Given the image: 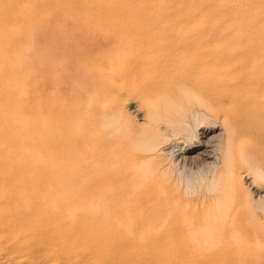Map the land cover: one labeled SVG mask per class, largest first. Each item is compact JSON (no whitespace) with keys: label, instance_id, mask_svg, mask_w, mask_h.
<instances>
[{"label":"bare ground","instance_id":"6f19581e","mask_svg":"<svg viewBox=\"0 0 264 264\" xmlns=\"http://www.w3.org/2000/svg\"><path fill=\"white\" fill-rule=\"evenodd\" d=\"M175 6L173 27L168 31L162 29L164 31L156 35L153 30H146L144 37L147 44L144 43L146 48L143 47L147 52L146 57L129 71L130 80H134L142 72L157 75V81L152 88L147 89L146 94L151 99L150 95L162 90L161 95H165V100L160 103L149 99L147 107L140 97L127 103L128 108L139 116L141 123H145H137L142 126L140 132L135 135V142L143 144L141 151L146 154L142 159L131 155L136 158L133 159L135 169L128 178L123 174L122 168L118 167L119 164L116 175H109L107 172L103 174L102 169L100 170L106 163L108 167H114L116 164V156H113L112 152L116 144L110 141L112 138L108 139L109 135L105 138L107 135L102 133L99 137L94 128L99 127L98 129L106 132L103 129L111 128V125L127 123L129 116L124 110L123 98L126 93L119 85L106 83L101 79L111 63L98 55L97 50L98 47L101 49L105 46L103 50L113 53L117 47L111 40L119 41L126 37L134 39L139 31L133 29L127 34V30L118 29L113 36L98 37L94 31H97L99 26L94 24H85L86 29L82 28L83 30H63L57 27L51 31L50 51L53 49L57 60L63 56V66L69 62V58L65 57L68 55L66 52L59 53V47H62L63 52L64 47L76 48L78 45L76 50H80L82 58L93 60L85 64L84 74L78 70L79 76L83 74L79 89H94L97 102L103 107L111 103L114 108L112 112L109 109L103 111L104 108L98 103L103 113L100 110V115L97 113L95 117L91 116L95 120L91 119L92 123L72 119L70 121L67 120V114L58 115L53 128L48 120L44 121L43 117H40L35 135L40 146L39 155L35 157L34 153L30 154L28 149L26 150L32 159L36 158L34 170L27 167L31 172L25 170L23 161L18 158V135L21 133L18 134V123L24 126L28 124L26 120V123L23 121V117L18 116V87L10 89L7 78L0 79V264H264V223L244 216L249 212L247 207L250 205L245 204L247 212H242L243 218V210L239 209L238 203L234 205L233 201H230L227 205L221 204L223 200L221 199L220 203L216 190V194L211 196L213 201L216 200L213 205H208L209 207L199 212L196 209L197 214L187 216L185 211L189 206L184 209L183 202H180L181 197L175 195L174 189L177 185L165 176L170 173L169 165L164 166L162 157H159L161 152L158 153L160 150L169 151V155L173 156V165L179 173L186 165L188 168L194 161L193 158L199 159L202 165L212 168L210 172L213 180L223 179L224 187L229 190L227 193H230L228 197H231V194L233 198L241 195L247 202L248 191L244 188V183L250 181L254 185L255 179L250 178L236 165L239 162H234L231 145L237 137L242 136L251 143L252 150L264 156V0H179ZM15 8L12 7V10ZM15 10L12 14L17 16L18 12L14 13ZM5 37L7 36L4 35ZM2 41L0 40L1 43ZM89 45L98 47L93 51L88 48ZM1 55L3 57V54ZM2 61L4 64L2 62L0 65H5L6 62ZM61 70L63 75L66 69ZM72 76L74 77L73 73ZM93 100L95 102L96 99ZM195 105L214 115L220 124L208 131H201L202 138L196 140L194 149L187 150L173 143L166 146V141L173 132L187 130L183 119L188 115L186 111H190ZM162 108H165L166 112L163 111V115H160ZM91 112L94 114L95 110ZM105 115H110L113 124L111 121H101L103 119L98 122V119L104 118ZM18 117L21 122H18ZM162 122L172 124L170 126L173 129L169 131L161 126ZM121 125L116 131L121 132ZM62 126L76 129V142L84 143L86 149L92 150L93 156H89L92 160L102 159V162L92 164L97 171L91 178L67 171L69 160L66 163L50 160L52 154L56 155L60 149L68 148L67 142L64 143L68 137L58 143V138L52 142L53 136H50ZM126 130L128 132L129 127ZM126 130L122 132L125 133ZM114 135H117V132ZM118 135L119 139H123L120 133ZM30 137L26 140H30ZM56 137L58 136L55 135ZM23 139L22 141H25ZM36 140L31 139L29 142ZM20 145L19 147H22ZM33 145L31 144L32 147ZM72 146L74 144L70 147ZM159 146L163 148L160 149ZM75 147L74 150L72 148L73 153H77L81 146ZM71 148L67 151L73 155ZM31 150L34 151L33 148ZM26 151L24 150L25 153ZM132 151L130 153L136 152ZM68 152H65L67 156ZM192 152L195 155H191ZM25 153L22 152V156H25ZM240 153L244 154L241 151ZM118 161H122V158ZM243 162L245 163V160ZM259 164L257 159L252 160L251 168L264 180V168ZM162 176H165L164 182L160 178ZM128 180L136 181L138 185L124 186ZM157 182L165 184L166 189L163 192L161 186H155ZM106 183H114L115 186L102 188L101 185ZM80 184L84 186L83 190H73ZM258 187L256 186L255 191L261 192ZM219 191L221 193V190ZM224 195L222 198H226ZM162 197L165 198L164 201ZM253 210L250 212L253 213Z\"/></svg>","mask_w":264,"mask_h":264},{"label":"rangeland","instance_id":"374dc122","mask_svg":"<svg viewBox=\"0 0 264 264\" xmlns=\"http://www.w3.org/2000/svg\"><path fill=\"white\" fill-rule=\"evenodd\" d=\"M12 1L14 2V0H0V6H2V8L0 7V9L2 11V12H0V14H1L0 15V32L3 33L2 35L0 34V40L4 41V43H3V41H2V43L0 42V55L3 54L4 59H3L2 55L0 57H2L1 59L6 62L5 65H0V79H2V78L6 79L7 78L6 80H7L8 84L10 85V89H15L16 87H18V116L21 118L23 117V121L25 122V120H26V122L28 123L27 125L25 124V126L22 123H18V134L20 132L23 133L22 136H20L21 133L18 135V142H19L18 150L20 152L18 154V158L21 159L20 160L21 162L23 161L22 163L25 166V170L27 169V167H29V168L31 167L30 169L34 168V164L36 161L34 159H36V158L33 157V159H32V156L30 154L34 153L35 157H38V155H39L38 154V147H40V146L38 145L39 143L37 142L35 135H36V127L40 123V120H39L40 117H43L44 121L48 120L51 128H53L55 126L56 117H58V115L62 116L63 114H67V116H68L67 120H70V121L72 119V121L76 120V121H83L85 123H92L91 119H93V121H95V120L91 116L95 117L97 115L98 111L100 112V110H101V107H99L101 104L99 102H97V96H96L94 89H90V88L87 90L79 89V86L83 81L82 76L84 74L83 70H84L85 64L90 63L93 60L87 59V58L86 59L82 58L80 50H79V52H78V49L76 50V48L79 47L78 45L76 46V48H75V46H73L72 47L73 50H70V49H72L71 46H69L70 48L64 47L65 50L63 52H62V50H63L62 47H59L60 52L59 51L58 52L63 53V54L66 52L68 55L65 57L67 59L69 58L68 59L69 62H67L66 65L63 66V63H62L63 56H60L62 54H59L60 58H62V59H60L58 57L59 60H57V59H55L53 49L50 51L49 44L51 42L50 41L51 31L57 27L62 28L63 30L64 29L68 30L69 28L70 29H82V28L86 29L85 24H94V25L99 26L96 29L97 31H94V33L96 35H98V37H101L103 35L113 36L114 32H116V30H118V29H123V31L127 30L128 31V32L126 31L127 34L131 33V30H133V29L140 32V33L136 34V38H134V39L126 37V38H122L119 41L118 40L115 41L114 39H113V41L111 40L112 44L116 45V47H117L113 53H111L107 50H103L105 46L101 47V49L98 46L95 47V45H89L88 46V48L90 50H93V49L96 50L98 47V50H97V51H99L98 55H100L103 58L105 57L107 62L111 63V64H109L110 68L108 69V71H105L103 73V75L101 76V79L103 82H106V83L113 82L114 84L119 85V87H121V90L126 93V94L124 93L125 96L123 95L124 96L123 102L125 104L124 110H125L126 114L129 116L127 123L126 122L121 123L124 125H121V124H114L115 126L111 125V128L107 127L105 129H103L106 132H103L101 128L98 129L99 127H97L98 131L96 128H94V132L96 131L99 137H101L102 133L107 135V136H105V138H107L109 135L108 139L112 138V140L110 139V141L112 143L116 144V146L112 149V152L114 154L113 156H116L115 157V161H116L115 163L116 164L114 165V167H111V165H109V167H108V165L106 163L104 165V168H100V170L102 169L103 174L104 173L106 174V172H107V173H109V175H111V174L116 175V173H118V170H116V168H117V165L119 164L118 167L120 166L122 168V171H124L123 174L125 176H127V178L130 177L132 175L131 172H133L135 169L134 168L135 162L133 163V161H134L133 159L141 158L144 155H146V154L142 153V151H141L143 144L135 142L136 133L138 131L140 132V126L144 125L145 123H141L142 121H140L139 116L135 115L134 112L131 111V108H128L129 106L127 105V103H129V101H132L133 99L136 100L138 97H140L141 100L144 101L145 106L147 107V103H149L148 101L150 99L148 94H146L148 92L147 89L152 88L155 81H157L158 77H157V75H153V74H150L148 72H142L141 74L136 76V78H134V80H130L131 76L129 74V71H131V69L137 63H139L141 60H144V57H146L147 52H146V50H144L146 48L145 45L147 44L145 42V37H144V36H146L145 31L149 30L152 32V30H153L154 34L156 35V34H160L161 31L163 32L166 29L168 31L173 27L174 24L172 23L173 22L172 16H175V13H176V11H175L176 6L175 5L177 4V2L179 0H15L14 3ZM242 1H244V0H236V2H242ZM11 5H13V6H11ZM12 7L13 8L16 7V8H18V10H15L16 8L12 10ZM14 10H15L14 13L18 12L17 16L12 14V12ZM4 11H6V12H4ZM15 17H17V18H15ZM162 29H164V30H162ZM141 32H142V34H141ZM4 35L7 37L9 36V38H7V37L4 38ZM14 37H15V39H12ZM46 38H48V39H46ZM39 39H41V40H39ZM114 41H115V43H114ZM9 43L11 44L12 47L8 46ZM144 43H146V44L144 45ZM90 46H91V48H90ZM137 46H139V48ZM143 47H145V48H143ZM95 50H93V51H95ZM117 51H118L119 55L117 54ZM69 52H70V54H69ZM14 54H15V56H14ZM115 54H117L118 57ZM39 55H40V57H39ZM70 55H72V56H70ZM114 56H115V58H114ZM13 57H15L14 58L15 60L13 59ZM8 58H12L13 60L11 61V59H8ZM7 59H8V61H6ZM2 60L0 61V64L3 62ZM3 64H4V62H3ZM77 64L80 65L81 67H78ZM82 64H84V65H82ZM6 66L9 69L5 68ZM13 67H14V69L17 68L16 70H18V71L12 69ZM50 67L55 72H53V70L50 69ZM69 68H71V69H69ZM5 69H7V70L12 69V70L7 72V70H5ZM43 69H45V70H43ZM61 69H64V71L66 69V72H69V73L65 72L62 75V72L60 73ZM74 69H75V71H74ZM67 70H69V71H67ZM78 70L81 71V73H83V74H81L79 76ZM70 71L71 72L73 71L72 73H73L74 77L72 76V73H70ZM53 74L54 75L57 74L58 76L57 75L53 76ZM17 75H18V77H17ZM64 75H66V77ZM68 75H69V77H68ZM61 76H63V77H61ZM76 76H79V77H76ZM116 81H118V82H116ZM39 84H40V86H38ZM143 92H145V93L143 94ZM78 93H79V96H78ZM75 94H77V95H75ZM161 94H163L162 90L154 92V94L150 95V97H151L152 101L154 100L156 102L161 103L162 100H165V98H164L165 95H161ZM41 97H42V99H39ZM153 97L155 99H153ZM93 98L96 99L95 102H94ZM140 98H138V99H140ZM125 99H127V100H125ZM151 99H150V101H151ZM93 102L95 105L93 104ZM89 103H90V106H89ZM39 105H40V107H39ZM92 105L94 108L91 107ZM110 106H112V107H110ZM103 108H104L103 111L111 110V112H112L114 107L110 103L106 107L102 106V109ZM93 109L95 110L94 114H93V112H91V111H93ZM201 109H204V108L199 106V105H195V106L191 107L190 111H186V113L188 115L186 114L187 116H184L183 121L185 123V127L187 128V130L182 131V132H173L172 135L168 137V140L166 141V143H168V144H166V146H168L169 144L172 145V143H173L174 145L178 144L180 147L186 148L187 150H190L191 148L194 149V143L196 144V140L198 138L200 139V137L202 138L201 133H200L201 131L202 132L208 131L211 127L218 126L220 124L219 120L214 115L210 114L205 109L204 110H201ZM193 110H194V112H192ZM103 111L101 110L102 113H103ZM163 111L166 112V109L165 108L160 109V115H163ZM111 112H109V113H111ZM100 113H98V115H100ZM190 113L192 115V118H191ZM208 115H210V116H208ZM107 116H109V117H107ZM203 116H204V118L201 119L200 117H203ZM89 117H91V118L89 119ZM97 118H99V117H97ZM104 118H102V117L99 118L98 122L100 119H103L101 121H107V122L111 121L110 123L113 124L110 115H105ZM108 118H110V119H108ZM131 118H132V121H130ZM189 119H191V120H189ZM20 120L21 119L19 118L18 122L22 121V120L21 121ZM88 120H89V122H88ZM187 120H189V121H187ZM216 120L218 121L217 123L215 122ZM137 123L142 124V125L139 126ZM164 123L162 122V123H160V125L166 127V129H168L169 131H171L173 129V127L170 126L172 124L168 125L169 123L168 124L167 123L164 124ZM120 125H121V127H120L121 132H118L120 130L116 131V128L118 129ZM28 126H29V128H28ZM123 126H125L126 129H128V127H129L128 132L130 130H132L131 133L127 134L128 132L126 129H124ZM25 127H27L30 130H28ZM31 127H32V131H31ZM122 127H123V129H122ZM130 127H131V129H130ZM22 129H24V130H22ZM26 129L29 132H27ZM146 129H149V128H146ZM107 130H109V131H107ZM114 130H115V132H117V135H114L115 134ZM124 130H126L125 133H123ZM28 133L32 137L28 136ZM76 133H77L76 129L71 128L70 126H69V128H64L62 126L60 129H58L57 132L56 131L52 132V135H50L51 137L53 136L52 142H55V140L58 138V141L56 140V142L62 143L63 139H65V137H68V138H66V140H64V143L67 142L68 148L66 147L67 148V149H65L66 151L64 149H60L59 150L60 152H57L56 155L52 154V158L50 156V158H51L50 160H53L56 163H58V162L60 163L62 161H64V163H66V161L69 160L68 161L69 167H67L68 168L67 171H69V172L73 171L77 175H81V176L87 175V177L89 176L91 178V175L92 176L95 175L96 173H94V172L97 171L96 169H94V167H92V164L95 162H99V161L102 162V159L98 158L99 160H97V161H94V159L92 160L90 158L91 156H93V153H91L92 150L86 149L84 146V143L76 142L77 141V138H76L77 134ZM119 133L121 134V137L124 140L119 139V135H118ZM25 135L27 137H30L32 139V141L36 140L33 143L35 145L37 143V145L35 146V145H33L32 142H29L31 140L30 138H29L30 140H26L28 138ZM55 135H57L58 137L55 138ZM24 137H26V138L23 139ZM126 137H128V138H126ZM22 139L25 141H22ZM68 139L69 140L71 139V141H69ZM122 141H124V142H122ZM234 141H233V145H231L232 151L234 152V154H233L234 162L235 163L239 162L236 165L239 166L240 169L243 170L244 173H246L250 178L255 179L254 185H252L250 181H246L244 183V188L246 189V191H248L247 202L241 195H239L240 197H238V198H233V195L231 194V197L229 196L230 197L229 198L227 195H230V193L229 192L227 193V191H229V190L226 187H224L223 179L219 178L218 180H213L211 178V172H210L212 168H210L208 165H202L203 163L199 159L196 160L197 158L196 159L193 158L194 164H193V162L189 164V166L193 164L191 166V168L189 166H188V168H186L187 167V165H186V167L182 170V172L179 173L176 166L173 165V162H172L173 156L169 155L170 154V153H168L169 151H167V150L158 151V153L161 152V153H159V157L160 158L162 157L161 160L163 159L162 161H164L163 163L165 165L163 163L162 164L164 166H167V167L169 165L170 173L172 170L171 174L168 173L169 176L168 175H165V176L168 179L170 178L169 180L173 184L177 185V188L174 189V193L176 192L175 195L182 198V199L180 198V200H181L180 202H183L184 206H183V204H182V206H183V208L185 207L184 209H186L189 206L186 209L187 211H185L187 213V216L188 215L194 216L199 211H201L203 208H207V207L213 205L216 202V200L213 201V199H211V196L214 195V193L216 194V192L218 191L217 194H218V196H220V198L218 197V200L220 201V203L222 202L221 199L224 202V203L222 202L221 204H226V203L229 204V203H231L230 201H233L232 203H234V205H236L238 203L237 206H239V209L243 210V211H241V214H242V212H243V214L245 212H247L246 211L247 209H245L246 205H250L249 206L250 208L249 207H247V208L250 210L251 209L253 210V208H254L253 213H252V211L250 212V210H249V212L247 214L245 213L244 216L245 217L247 216L246 218L249 217L250 219L255 220V221H260V223H264V204H262V203H264V180H261L262 178L255 173L253 168H251L252 160H255V159H257L258 164L260 163L259 165L262 168H264V158H262L264 156H262L261 154H258L254 149L252 150L251 143L248 141L247 138L239 136ZM126 142H127V144H126ZM178 142H180V143H178ZM21 143H23V144H21ZM30 143L33 145V147L31 146ZM71 144H74V146H72L73 150H74V147L76 145H77V147L81 146V147H79L81 150L79 149L76 151L78 154L73 153V150L70 147ZM19 145L22 147H19ZM162 146L164 147L165 144ZM163 147L159 146L160 149ZM32 148L34 149V151L31 150ZM69 148H71L70 151L73 153V155L70 152H68ZM116 148H118L119 150ZM27 149H28V152H30V154L26 151ZM24 150L27 153H25ZM126 150L127 151L129 150V151L127 152ZM134 150H136V152H134ZM131 151L134 153H130ZM240 151L244 154H241ZM22 152H23V154L25 153V156L24 155L22 156ZM65 152H68L67 153L68 156L66 155ZM79 152H80V154H79ZM120 152L122 154H120ZM125 155H127V156H125ZM131 155L135 156L136 158L131 156ZM191 155H195V153L192 152ZM243 155L246 157V159H244L245 157ZM20 156H22L23 158ZM28 156H29V158H28ZM74 156H76V157L74 158ZM78 157H80V158H78ZM129 157H130V161H129ZM131 157H133V158L131 159ZM237 157H238V159H237ZM65 158H67V160H65ZM119 158H120V160L122 158V161H118ZM71 159H72V161H71ZM80 159H83V160H80ZM242 159L245 160V163L247 165H245V163L243 162L244 160H242ZM137 161H139V160H137ZM199 161L201 162V164ZM247 161L249 163H247ZM195 163H197L198 166H196ZM166 164H168V165H166ZM248 166H249V168H248ZM242 167H243V169H242ZM29 168L26 171L31 172V170ZM172 168L175 170V173H174V170ZM245 169H249V170H247L248 172ZM112 170L113 171L116 170V172H113ZM252 170H253V172H252ZM249 172H250V174H248ZM254 173H255V175H254ZM165 176L160 177L162 179V181H163V179L165 180ZM158 180L160 181V179H158ZM135 182L134 181L131 182V180L125 181L124 186L136 187L138 185V182H136V183ZM119 184H121V183H119ZM157 185H159V187ZM255 185L257 187L258 186L260 187V188L259 187L258 188L261 189V192L255 191V189H256ZM101 186H102V188H111V187H114L115 184L114 183H106V184H103ZM155 186L158 188L162 187V192H163V190L166 189L165 184L164 185L159 184V182H157ZM83 187L84 186L82 184H80L79 187H77L73 190L81 191V190H83ZM217 187H220V188H217ZM95 189L93 188V190H95ZM219 190H221V193ZM222 190H224V191H222ZM199 193H201V194H199ZM219 194H221V195H219ZM224 194H226V196ZM180 195H182V196H180ZM222 195H224L226 198H224V197L222 198ZM162 199H163V201L165 200L164 197H162ZM257 199L259 201H257ZM234 200H237V201H234ZM185 201H186V203L189 202L190 204H186ZM249 202H251V203L248 204ZM255 202H256V204H255ZM197 205H198V207H197ZM190 206H192V207L190 208ZM196 209L198 212L195 211ZM193 210H194V212H193ZM243 214H242V217H243Z\"/></svg>","mask_w":264,"mask_h":264}]
</instances>
